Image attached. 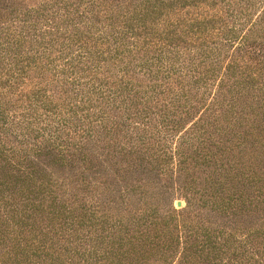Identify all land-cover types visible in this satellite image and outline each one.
Instances as JSON below:
<instances>
[{"label":"trees","instance_id":"trees-1","mask_svg":"<svg viewBox=\"0 0 264 264\" xmlns=\"http://www.w3.org/2000/svg\"><path fill=\"white\" fill-rule=\"evenodd\" d=\"M0 264H264V0H0Z\"/></svg>","mask_w":264,"mask_h":264},{"label":"rangeland","instance_id":"rangeland-1","mask_svg":"<svg viewBox=\"0 0 264 264\" xmlns=\"http://www.w3.org/2000/svg\"><path fill=\"white\" fill-rule=\"evenodd\" d=\"M177 200H179L180 201V205L179 206H175V201H177ZM183 204H184V202H183V200L182 199H175L174 201H173V205L176 207V208H179V207H181V206H183Z\"/></svg>","mask_w":264,"mask_h":264},{"label":"water","instance_id":"water-1","mask_svg":"<svg viewBox=\"0 0 264 264\" xmlns=\"http://www.w3.org/2000/svg\"><path fill=\"white\" fill-rule=\"evenodd\" d=\"M179 205H180V201L179 200L175 201V206H179Z\"/></svg>","mask_w":264,"mask_h":264}]
</instances>
